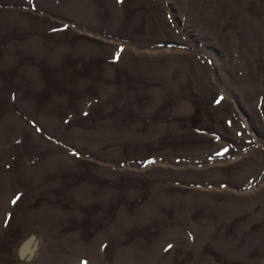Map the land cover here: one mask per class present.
Masks as SVG:
<instances>
[{"label": "rangeland", "instance_id": "obj_1", "mask_svg": "<svg viewBox=\"0 0 264 264\" xmlns=\"http://www.w3.org/2000/svg\"><path fill=\"white\" fill-rule=\"evenodd\" d=\"M0 264H264V0H0Z\"/></svg>", "mask_w": 264, "mask_h": 264}, {"label": "snow or ice", "instance_id": "obj_2", "mask_svg": "<svg viewBox=\"0 0 264 264\" xmlns=\"http://www.w3.org/2000/svg\"><path fill=\"white\" fill-rule=\"evenodd\" d=\"M118 58H119V52L117 53V59ZM217 103H219V101H217ZM224 151L227 152V149H225ZM219 154L222 155L223 153H219ZM17 199H19V197H17ZM12 203L15 204L16 203V200H13ZM169 247H171V245H169Z\"/></svg>", "mask_w": 264, "mask_h": 264}, {"label": "bare ground", "instance_id": "obj_3", "mask_svg": "<svg viewBox=\"0 0 264 264\" xmlns=\"http://www.w3.org/2000/svg\"><path fill=\"white\" fill-rule=\"evenodd\" d=\"M182 105V104H181Z\"/></svg>", "mask_w": 264, "mask_h": 264}]
</instances>
